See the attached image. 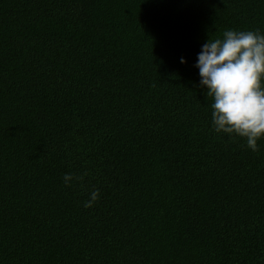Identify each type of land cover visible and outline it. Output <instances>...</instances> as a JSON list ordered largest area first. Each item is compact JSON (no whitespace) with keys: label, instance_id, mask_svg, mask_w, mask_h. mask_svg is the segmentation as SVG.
I'll return each instance as SVG.
<instances>
[{"label":"trees","instance_id":"obj_1","mask_svg":"<svg viewBox=\"0 0 264 264\" xmlns=\"http://www.w3.org/2000/svg\"><path fill=\"white\" fill-rule=\"evenodd\" d=\"M228 29L264 0H0V264H264V138L194 66Z\"/></svg>","mask_w":264,"mask_h":264},{"label":"clouds","instance_id":"obj_2","mask_svg":"<svg viewBox=\"0 0 264 264\" xmlns=\"http://www.w3.org/2000/svg\"><path fill=\"white\" fill-rule=\"evenodd\" d=\"M180 63H185L180 59ZM199 86L211 97V127L229 139L237 136L246 147L258 151V141L264 138V33L256 30L223 31L209 38L197 53ZM65 186L73 179L65 173ZM99 198L93 189L83 207L90 208Z\"/></svg>","mask_w":264,"mask_h":264}]
</instances>
